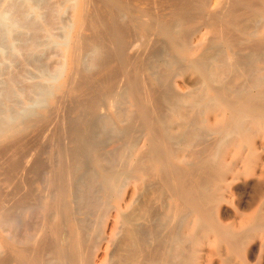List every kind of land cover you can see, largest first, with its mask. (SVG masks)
Returning <instances> with one entry per match:
<instances>
[{
    "label": "bare ground",
    "instance_id": "6f19581e",
    "mask_svg": "<svg viewBox=\"0 0 264 264\" xmlns=\"http://www.w3.org/2000/svg\"><path fill=\"white\" fill-rule=\"evenodd\" d=\"M25 2L35 9L33 0ZM58 2L71 12L63 23L55 14L62 23L58 75L52 82L29 83L30 89L24 84L34 97L20 107L18 84L5 81L14 90L12 102L9 89L6 98L0 87V176L7 181V189L0 186V235L6 225L13 227L10 218H17L11 217L9 199L16 192L13 198L19 200L23 187L15 177L36 161L26 146L22 165L12 148L23 150L36 130L51 132V115L62 103L72 107L76 124L61 125L68 134L67 148H57L63 165L52 162L60 176L51 163L44 169L45 185L41 178L46 190H39V204L34 195L44 221L27 237L24 245L30 247L12 248L10 232L4 233L0 264H233V259L248 264L258 248L251 240L262 238L260 248L264 243V0ZM45 42H34L24 60L43 75V49L37 47ZM187 75L194 80L186 81ZM83 156L95 168L88 180L96 184V197L60 215L63 211L52 207L59 200L52 197L60 190L57 175L67 181L69 193ZM12 170L18 172L14 178ZM242 174L251 183L257 179L253 193L222 220L220 209ZM83 188L71 202L86 199ZM26 200L17 202L23 206ZM20 227L18 236L15 225L11 229L17 238Z\"/></svg>",
    "mask_w": 264,
    "mask_h": 264
},
{
    "label": "rangeland",
    "instance_id": "374dc122",
    "mask_svg": "<svg viewBox=\"0 0 264 264\" xmlns=\"http://www.w3.org/2000/svg\"><path fill=\"white\" fill-rule=\"evenodd\" d=\"M4 2V4H3V2ZM0 0V11L2 12L1 14H0V73L2 72V74H0V87L2 88V87H4L3 89H5L6 88V90L7 89H9L8 88V86L6 87L5 85H6V80H8V81H11V82H15L14 84H18L17 85V87L19 86L20 88H22V89H18L17 87H15V91H16V93L17 94H15L14 93V90H13V88H11L10 87V89H12L13 91H11L10 89H9V93H11V96L13 97V96H15V100H16V103H17V105L20 107L21 105L23 106V104L25 105V104H30V103H32L31 102V98H33L34 97V94L29 90L30 89V85L31 84H29V83H32V84H34V82L36 83H47V82H52V80H51V78H54V77H56L57 75H58V72H57V69H58V66H60V62H61V60H62V57H61V45H59V44H61V42H62V31H61V25H62V23H63V21H65V22H67L68 21V19H69V17H70V10L67 8V6H65L64 5V7H60V5H59V0H56L57 2H55V0H33V2L34 3H36L35 4V9L33 10V11H30L29 9H28V7H27V4H26V2H25V0ZM2 2V3H1ZM70 2V0H68V2L67 3H69ZM57 3V4H56ZM3 5V6H2ZM5 5V6H4ZM2 7V8H1ZM5 7V8H4ZM5 10H4V9ZM27 8V9H26ZM59 10V12L58 11H56V10ZM54 10H55V12H54ZM58 12V13H57ZM57 16H56V15ZM2 15V16H1ZM55 16H56V18H58L59 20H61L62 21V23H61V21L59 22V20L58 19H56L55 18ZM61 16V17H60ZM55 18V19H54ZM63 18V19H62ZM54 21V22H53ZM58 21V22H57ZM42 22H43V24H42ZM52 22V23H51ZM56 22V23H55ZM64 22V23H65ZM57 24V25H56ZM18 25V26H17ZM46 25V26H45ZM42 26H44V27H42ZM42 27V28H41ZM58 27V28H57ZM60 27V28H59ZM8 28H9V30H8ZM47 28H49V29H47ZM53 28V29H52ZM55 28H57L58 30H56ZM45 31H44V30ZM50 31V32H49ZM53 31V32H52ZM57 31V32H56ZM47 32V33H46ZM11 33V34H10ZM16 33V34H15ZM17 33L18 34H22V36L20 35V37L17 39ZM41 33V34H40ZM14 34V35H13ZM44 34H46V36L44 35ZM4 35V36H3ZM6 35V36H5ZM13 36L12 38H11V36ZM38 35H39V39H35V37H38ZM44 36V37H43ZM5 37H6V39H5ZM41 37V38H40ZM13 39V40H12ZM33 39V40H32ZM40 39H44V41L46 40V42H45V44H43V45H39L38 47H37V49L38 50H42L41 51V62L43 63V65L42 64H40L41 66H42V68H43V71H44V74L46 75H43V73L41 74L40 72L41 71H39L38 72V70L37 69H35V68H33V66H30L29 64H25V62H24V60L27 58V55H29V51H28V49L30 50V48L32 47L31 45H35V43L34 42H36V43H38V40H40ZM50 40V41H49ZM2 41V42H1ZM32 41H33V43H32ZM49 41V42H48ZM16 43V44H15ZM7 44V45H6ZM15 44V45H14ZM5 46H6V48H5ZM28 47V48H27ZM50 47V48H49ZM47 48V49H46ZM8 50H10V52L8 51ZM6 51V52H5ZM7 52H8V54H7ZM12 52V53H11ZM24 52H25V54H24ZM5 53V54H4ZM25 56V57H24ZM6 58V59H5ZM60 59V60H59ZM10 60H12V61H10ZM22 61H23V63H24V65H25V67H23L24 65L22 64ZM3 62V63H2ZM58 62H59V65H58ZM4 65V66H3ZM58 65V66H57ZM2 66V67H1ZM44 66V67H43ZM4 67V68H3ZM7 68V70H6V68ZM27 67L29 68V70L27 69ZM55 68H57V69H55ZM4 69V70H3ZM27 69V70H26ZM45 69V70H44ZM2 70V71H1ZM29 72V73H28ZM33 73H35V74H37V75H35V74H33ZM55 73V74H54ZM32 76H31V75ZM39 74V75H38ZM7 75V76H6ZM18 75V76H17ZM21 75H23V76H21ZM10 76V77H9ZM24 76H28L27 78L26 77H24ZM36 76V77H35ZM47 76H49V77H47ZM52 76V77H51ZM14 77V78H13ZM7 78V79H6ZM9 78H10V80H9ZM190 76H185V80L186 81H189V82H192L194 79L193 78H190ZM2 80H3V82H2ZM6 81V82H5ZM19 82H21V83H19ZM20 84V85H19ZM23 85V87H21L22 85ZM24 84H26V85H28V87H29V89H28V87L25 85L24 86ZM12 85H13V83H12ZM188 86H190V85H188ZM17 88V89H16ZM23 88H24V90H23ZM2 89V90H3ZM25 89H26V91H25ZM6 90H3V91H5L6 92V94L7 95H5V97L6 98H9V96L10 95H8L9 93H7L8 92V90L6 91ZM25 91V92H24ZM5 92H4V94H5ZM13 92V93H12ZM3 93V92H2ZM26 93V94H25ZM27 93L29 94V96L31 95V97H29L28 95H27ZM13 94H15V95H13ZM26 95V97H24ZM10 96V97H11ZM29 98H28V97ZM11 97V98H12ZM11 98H9L8 100H10L11 102L12 101H14V97L12 98V100H11ZM29 100H27V99ZM17 99H18V101H17ZM31 99V100H30ZM22 101V102H21ZM21 104H20V103ZM19 103V104H18ZM23 103V104H22ZM63 105H64V103H62ZM62 104H60V105H58L57 107H56V110L53 112V114L51 115V121L49 122L50 124H51V122L54 120L55 122H53V124H52V128H51V132L50 131H45V129H44V131H41V130H39L38 131V133H37V130L33 133V135L31 134V138L30 137H28L29 139H26V145L24 146V147H22V149L24 148L25 149V147L27 146H29L28 148L26 147V149L25 150H28V152H29V157H31V159L32 160H35L36 159V161L34 162V161H32V162H34V163H31L30 164V168L29 167H27V170H25L24 171V173L22 172V173H20L19 174V176L18 177H15L19 182V187H23V190L21 189V191H23V192H21L20 193V195H21V197L23 198V196H22V194H24V196L26 195V197L28 196L29 198H25V199H27V200H29L30 199V197H31V199H32V197H34V203L36 204V202H35V196L37 197L36 198V201H38L39 200V198H40V196H39V193L40 192H42V191H39L40 189L41 190H46V188L44 187V185L46 184V170H44V169H48L49 168V166L51 165V163L53 162V163H58L57 165L59 166H62L63 165V154H62V152L60 153V151H59V149L62 151V150H64L65 148H67L66 147V142H63V141H65L67 138H68V134H67V130L65 131V133H64V130L62 129V126L61 125H65L66 124V126L68 127V125H70L71 123H75L76 124V121L74 122V120L76 119L75 118V115L76 114H74L73 112H72V110H71V106L70 105H68V104H65L64 105V107H63V105ZM67 105V106H66ZM62 106V108H63V111H61L62 109L60 108ZM70 106V107H69ZM68 107V109H66ZM59 108H60V110H59ZM66 110V111H65ZM58 111H60V113L61 114H59V112ZM65 111V112H64ZM56 112L59 114H56ZM55 113V114H54ZM63 113H64V115H65V120H63L62 121V119H64V117L62 118V116H64L63 115ZM69 113H70V115H69ZM72 114V115H71ZM54 116V117H53ZM58 116V117H57ZM71 119L70 121H72L73 119V121L72 122H70V121H68L69 120V118ZM61 118V119H60ZM53 119V120H52ZM57 120H59V121H57ZM58 122V124H56ZM53 125H55V127L53 126ZM63 125V126H64ZM78 125H79V123H78ZM80 125H82V124H80ZM66 126H64L63 128H67ZM59 128V129H58ZM45 132V133H44ZM56 132V133H55ZM60 132H62V133H60ZM48 133V134H47ZM50 133V134H49ZM61 135H60V134ZM44 134H47L46 136L44 135ZM54 134V135H53ZM35 135V136H34ZM65 135V136H64ZM38 136H39V138H38ZM55 136H56V138H55ZM47 137V138H46ZM48 137H50V138H52V139H50V138H48ZM54 137V138H53ZM44 138H46V139H44ZM59 138V139H58ZM63 138H65V139H63ZM33 139V140H32ZM51 141H50V140ZM55 141H54V140ZM60 139H62V140H60ZM47 140V141H46ZM34 141H38V142H34ZM41 141V142H40ZM51 142L50 143V146L49 145H47V144H49L48 142ZM54 141V142H53ZM59 141V142H58ZM61 141H62V143H61ZM30 142V144H28ZM57 142V143H56ZM55 143H56V145H60V146H62L63 148H64V146H65V148L63 149L62 147H60L59 145H58V147L55 145ZM61 143V144H60ZM64 143H65V145H64ZM37 145V146H36ZM31 147V148H30ZM50 147V148H49ZM54 149H53V148ZM70 147H72V146H70ZM56 148V149H55ZM57 148H59V149H57ZM24 149L23 150H21L20 152L18 151V150H16L15 151V149H13L12 148V153H13V155L12 156H14L15 155V158H16V155L18 156L17 157V159L21 156V154L24 152ZM41 152H40V151ZM56 150H58V151H56ZM31 151V152H30ZM38 151H39V153H38ZM16 152V153H15ZM28 152H27V154H28ZM57 152V153H56ZM54 153V155H53V158H52V154ZM31 154L32 155H34V157L33 156H31ZM51 154V159H50V157H49V155ZM47 155V156H46ZM61 157V158H60ZM80 157V156H79ZM46 158V159H45ZM58 158V159H57ZM59 158H60V161H58L59 160ZM20 159V163L22 162L23 164L22 165H25V162H24V160H23V158L21 159V158H19ZM48 159V160H47ZM57 159V161L58 162H56L55 160ZM81 159H82V157H81ZM22 160V161H21ZM84 162V165H83V163H82V161H81V165L83 166V169H85V171L83 172V169L81 170V168L79 169V170H76V176L77 177H75V181L74 182H76V184H75V186L73 185L72 187H71V189L72 188H74L75 187V189L72 191L71 189H70V192L68 193V190H67V188L69 187V185H68V183H67V181L66 180H61V179H59L60 177V174H59V172H60V168L59 167H56L57 165H54L53 163H52V167H54L53 169L55 170H57L58 171V175H57V177H58V180H59V186H60V190H57V191H55L54 190V192L56 193H54V195H55V197H54V195L52 196L53 197V200H55L56 198V200H58V197H59V200L56 202V200H55V204H59L58 206L57 205H55L54 203V205L55 206H53L52 205V207L55 209V210H62L61 212L62 213H59L58 211V213L61 215H63L66 211H69L70 209H72V208H74V207H82V206H85L90 200H93L95 197H96V194L95 193H93V190L92 189H94V191H95V186H96V184L95 183H93V182H91V180L89 181L88 179H92V178H90V177H92L91 176V172H94L95 170V168H92V165H90L89 164V160L86 158V157H84L83 156V159H82ZM47 161H49V162H47ZM55 161V162H54ZM62 161V162H61ZM43 162V163H42ZM46 162V163H45ZM59 162L62 164H59ZM44 164V165H43ZM49 164V165H48ZM29 166V165H28ZM33 166H37L36 168L35 167H33ZM48 166V167H47ZM20 167H21V165H20ZM24 166H22L21 168H23ZM26 167V166H25ZM24 167V168H25ZM33 167V168H32ZM47 167V168H46ZM85 167V168H84ZM35 168V169H34ZM89 170H88V169ZM43 169V170H42ZM52 169V168H51ZM52 169V171H54ZM35 170V172H33ZM42 170V171H41ZM55 170V171H56ZM88 170V171H87ZM56 171V172H57ZM91 171V172H90ZM30 172V173H29ZM16 173H18L17 172V170H12V176H13V178H14V176L16 175ZM27 173H29V174H27ZM86 173V174H85ZM15 174V175H14ZM34 175V176H33ZM37 175H39L38 177H37ZM79 175V176H78ZM23 176V177H25V178H21V177ZM56 176V175H55ZM84 176H89L87 179L86 178H84ZM244 176V177H243ZM20 177V178H19ZM40 177V178H39ZM240 177H242V178H240V179H238V180H236L234 183H233V187H232V192L229 194V196H228V199H229V203H224L223 205H222V207H221V209H220V212H219V214H218V216H219V218H221L222 220H228L229 219V213H232L233 212V210H234V207H236L238 204H240V202L242 201L243 203H244V201H247L248 199H249V196L253 193V190H252V186H253V184L254 183H256V181H257V179L256 178H252L253 180H252V182L253 183H251V178L250 179H248L249 181H250V183L249 182H247L246 180H245V175H241ZM41 178L45 181H43V180H41ZM56 178V177H55ZM76 178H78V180L76 179ZM34 179V180H33ZM57 179V178H56ZM83 181V182H85L86 183V180H87V182L88 183H86V184H84L81 180ZM20 180H23L24 182H20ZM58 180H56V181H58ZM80 180V181H79ZM43 181V182H42ZM60 181H62V183H60ZM44 184V185H42V183ZM74 182H73V184H74ZM82 182V183H81ZM6 183H7V181H6ZM5 183V179H3V176H0V186H2V188H4L5 187V189H7L6 187V184ZM31 183V184H30ZM92 183V185L94 186H92V188H91V184ZM245 183H246V185H245ZM6 184V185H5ZM23 184V185H22ZM87 184H89L90 186H83V185H87ZM244 184V185H243ZM249 184V185H248ZM29 185V186H28ZM43 187H42V186ZM62 185V186H61ZM63 185H64V187H63ZM66 185V186H65ZM25 186V187H24ZM40 186H41V188H40ZM67 187V188H66ZM82 187H84L85 189H86V194H85V196H86V199L84 200L83 199V201H80V202H76V204H74L73 202H71V199H72V194H75V192H77V189L78 188H82ZM90 188V189H88V192H87V188ZM237 187V188H236ZM31 188V189H30ZM45 188V189H44ZM66 188V189H65ZM83 188V189H84ZM84 189V190H85ZM19 190H20V188H19ZM62 190H65V191H62ZM76 190V191H75ZM252 190V191H251ZM50 191H51V189H50ZM73 193H72V192ZM244 191V192H243ZM29 192H31L30 194H29ZM16 193V192H15ZM15 193H12V198H11V196H10V199L9 200H11V199H13L14 201L12 202V201H8L9 202V204L12 202V205L14 204V202H21V201H24V200H22L21 199V197H18V198H20L21 199V201H19L18 199L17 200H15L16 199V197H15V199L13 198V196L15 195ZM89 193V194H88ZM93 193V194H92ZM244 193V194H243ZM250 193V194H249ZM249 194V195H248ZM17 195H19V194H17ZM16 195V196H17ZM19 195V196H20ZM35 195V196H34ZM89 195H91L90 197H88ZM62 196V197H61ZM244 196V197H243ZM247 196V197H246ZM94 197V198H93ZM55 198V199H54ZM244 198V199H243ZM31 199L28 201L29 202V207H27L28 205H26V203H28V202H24L25 204V206L23 205L22 206V204L20 205V206H22V208H24L25 210L23 211V212H25V213H23L22 212V210H21V208H20V210H21V212L23 213H21V212H18L19 211V203L16 205V206H12L11 204H10V206H11V209H12V211H14V212H12L11 211V217H13L12 215H14L15 217H17L16 218V220H21L22 219V221L25 223V224H27V223H29V224H27L26 226L19 220V221H17L16 222V220H14V217L13 218H10L11 219V223H13L14 225H15V227H16V232H18V233H16V235L18 236L19 234H20V232H19V227L21 228L20 230L22 231L21 232V236H20V238H17L16 237V235L14 236V233H15V230H12L11 231V229L14 227V225H13V227H11L10 228V226H11V224H10V222H9V224L10 225H8L9 227H7V225H6V227H4V230H2L3 232V234L1 233V235H0V238H2V236H4L5 234L7 235L9 232H10V235H9V239H8V245L9 246H12V248H16V247H18L19 246V248H22V247H30V246H27L28 245V243L27 244H25L24 245V243H25V241H27V237L29 238H31L32 239V237H33V234L32 233H34V235L37 233V232H34V231H37L35 228H39L40 226H41V223L44 221V216H42V214H40L41 215V217H40V215L37 213V212H39V213H41V211H39V205H37V206H35L36 207V209L32 206V204L31 203H33V199H32V202H30L31 201ZM38 199V200H37ZM62 201H61V200ZM243 199V200H242ZM26 200V201H27ZM241 200V201H240ZM87 201V202H86ZM240 201V202H239ZM86 202V203H85ZM238 204H237V203ZM34 203H33V205H34ZM38 204H39V201L37 202ZM61 203V204H60ZM84 203V204H83ZM16 204V203H15ZM31 204V205H30ZM70 204V205H69ZM242 204V203H241ZM62 205V206H61ZM32 206V207H31ZM16 207L18 208L17 210H16ZM55 207H57V209L55 208ZM67 207V208H66ZM13 208H15L14 210H13ZM33 208H34V210H33ZM61 208V209H60ZM223 208V209H222ZM30 209H32L33 211H29ZM233 209V210H232ZM36 210V211H35ZM41 210V209H40ZM66 210V211H65ZM34 211H35V213H37V214H34ZM18 213H20V214H18ZM57 213V214H58ZM29 214V215H28ZM33 214V216L36 218V220H35V218L33 217V216H30V215H32ZM58 214V215H59ZM22 215H24V216H22ZM59 215V216H60ZM85 215L86 214H78V215H76V216H82V217H85ZM87 216V215H86ZM20 217V218H19ZM30 217V218H29ZM42 217H43V220H42ZM91 218H92V216H90ZM13 219V220H12ZM24 219V220H23ZM31 219H33V220H31ZM41 219V220H40ZM13 221V222H12ZM26 221H27V223H26ZM31 221L33 222V223H31ZM37 221H40V222H38L37 224H36V222ZM19 222V223H18ZM22 223V225H24V227L21 225V223ZM40 223V224H39ZM36 224V225H35ZM20 225V226H19ZM33 225V226H32ZM37 225H38V227H37ZM40 225V226H39ZM29 226H31V229H27V228H30ZM25 228V232H24V230H22V229H24ZM13 229H15V228H13ZM35 229V230H34ZM33 232H32V231ZM9 231V232H8ZM32 232V233H31ZM5 233V234H4ZM11 233H13L12 235H11ZM23 233V234H22ZM30 234V236H29V234ZM25 236V237H23V236ZM22 237H23V239H22ZM11 238H12V240H11ZM18 239V240H17ZM26 239V240H25ZM51 237L49 236L48 237V240H50L51 241ZM259 239V238H258ZM262 238H260L259 240H257V241H255V240H251V242L253 243V245L254 246H256V247H258L257 249H256V253H255V257H248V259H247V263L248 264H264V243H263V247L262 248H260V246H259V243H260V240H261ZM28 240H30V239H28ZM15 241V242H14ZM21 241H23V242H21ZM49 241V242H50ZM53 241V242H52ZM51 242L52 243H54L55 244V242H54V240H52ZM23 243V244H21V243ZM28 242V241H27ZM50 242V243H51ZM264 242V241H263ZM31 244H32V242H30ZM31 244H29V245H31ZM17 245V246H16ZM249 245H251V243L249 242V243H247V245H246V247H248ZM252 245V246H253ZM259 249H260V251H259ZM261 249H263V250H261ZM210 250H211V247L210 246H207L206 248H205V253H209L210 252ZM260 252V253H259ZM15 252H13L12 251V263H13V258H15ZM234 260V262H233V264H241V262L238 260V259H233ZM238 260V261H237ZM54 262V261H53ZM55 264H56V262H55Z\"/></svg>",
    "mask_w": 264,
    "mask_h": 264
}]
</instances>
